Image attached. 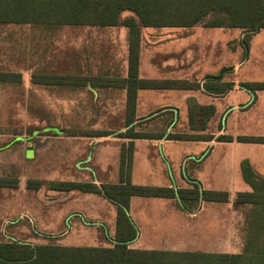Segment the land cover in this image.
<instances>
[{"label": "rangeland", "instance_id": "obj_1", "mask_svg": "<svg viewBox=\"0 0 264 264\" xmlns=\"http://www.w3.org/2000/svg\"><path fill=\"white\" fill-rule=\"evenodd\" d=\"M249 36L242 30L212 29L203 25L189 29L143 28L140 78L197 81V75L218 72V77L226 83H263L264 30L248 39ZM128 54L129 31L124 27L65 26L50 31L31 25L0 26V72L22 76L20 83H0V184L4 179L16 184V187L0 185V242L18 240L33 245L111 246L116 204L103 203L97 194L59 192L51 185L99 179L103 173L97 168L100 159L109 164L108 176L115 173L123 147L98 142L90 145L91 139L86 135L126 129V92L110 84V78L127 77ZM164 58L173 62L174 68L180 66L179 74L184 76L165 74ZM236 60L243 61L237 73L231 66ZM224 64H229L226 69L222 67ZM34 74L79 77L91 80V83L75 87L40 85L33 83ZM207 79L200 81L204 84ZM232 89L224 103L237 100L243 108L234 114L228 110L218 124L210 125V131L223 128L228 134L264 136V91L254 92L255 98L246 103V97ZM184 94L180 90L141 91L138 114L154 112L137 123L138 130L159 134L172 127L173 131L169 132L174 134H195L189 130L187 100L185 105L180 102L177 118L168 115L170 108L158 110L160 105L179 103ZM173 147H169L168 152L162 147L146 150L141 169L154 175L157 183H163L168 172L173 183L188 187L190 178L199 173L207 186L215 187L214 173L228 148L217 150L211 158L207 157L208 150L202 156L205 162L201 167L185 159L180 169L167 157L171 156L175 163ZM245 155L255 159L256 169L264 176V146L253 148ZM31 181H40L42 185L33 189L29 186ZM218 189L232 191V188ZM237 191L246 192L250 188L243 185ZM144 201L143 198L134 199L132 216L138 223V235L143 234L135 247L167 249L157 243L166 236L170 214L159 219L152 215L153 221L160 225L159 234L154 235L147 224L140 227L144 216L139 202ZM227 217V242L215 252L240 254L245 244L244 215L241 209L232 206ZM96 219L101 221L96 223ZM180 220L192 222L185 217ZM209 221L207 213L197 219L203 237L210 236L214 240V228Z\"/></svg>", "mask_w": 264, "mask_h": 264}, {"label": "trees", "instance_id": "obj_2", "mask_svg": "<svg viewBox=\"0 0 264 264\" xmlns=\"http://www.w3.org/2000/svg\"><path fill=\"white\" fill-rule=\"evenodd\" d=\"M124 16V14H126ZM31 25L47 30L70 27H124L129 31L128 71L125 78H110V84L126 92V132L130 139H160L135 132L137 95L140 90L196 91L201 85L189 80L140 79V48L143 28H193L203 25L212 29H236L250 36L264 30V0H0V26ZM248 37V39L250 38ZM248 39L246 40L248 44ZM32 81L40 85L87 86L91 80L53 74H34ZM22 81L20 73L0 72V83ZM254 93L264 91L263 83H240ZM203 87L210 93L224 95L231 89L222 79L208 78ZM189 130L195 134H169V140H212L200 135L206 131L216 113L213 105L187 99ZM197 134V135H196ZM86 135V134H85ZM108 136L109 133L98 134ZM221 142L264 145V136L223 135ZM132 151V149H131ZM130 149L121 152L118 184L63 181L53 183V190L97 194L116 204V230L110 247H76L55 244L33 245L30 242L8 240L0 242V264H264V176L248 160L240 165L244 182L250 191L238 192L233 202L244 215L245 244L240 254L201 251L143 250L129 245L138 238V230L129 215L133 197L178 198L183 209L193 211L200 203H228L229 193L203 190L196 180L189 186L173 188L135 185L130 181ZM129 152V153H128ZM9 181V183H8ZM1 180L2 186L16 187L15 182ZM40 181L29 186L39 189Z\"/></svg>", "mask_w": 264, "mask_h": 264}, {"label": "crops", "instance_id": "obj_3", "mask_svg": "<svg viewBox=\"0 0 264 264\" xmlns=\"http://www.w3.org/2000/svg\"><path fill=\"white\" fill-rule=\"evenodd\" d=\"M181 57V55H180ZM164 61V73L169 74L171 76H184L180 75L179 73V67L176 66L174 68V63L170 62V60L163 59ZM231 66H234V71L235 73L239 72L243 66V61H232ZM229 64H224L222 67L223 69H226ZM179 74V75H177ZM217 78L218 80H221L222 78L218 77V72L216 73H202L201 75H197L195 80L198 82L201 87L200 89L190 92V91H184V95L182 99H179V103H174L173 105L169 104H164L158 106V110L161 108H170L169 110V116L172 117V119L177 118L178 116V108L183 102V104H186V100L190 97H194L197 99V101L200 104L203 105H213L216 108V113L214 117L210 120L209 125L202 133V135L205 136H213L212 140H199V141H177V140H169L168 135L169 134H174L172 127H168V131L166 133H159L157 134L156 132H147L142 129L138 130V124L140 121H142V118H147L149 117L150 114L153 112L149 111L148 113H142L138 114V99H139V94L141 91H157V90H140L137 95V106H136V121L133 124L135 132H143L147 133L150 136H160L161 134H165L163 138L160 139H130L127 136H123L125 134L127 128L125 130H122V132L117 131L114 133H109L108 136H99L97 135H86L90 137L91 139L90 145L95 144L98 142L99 144L103 145L105 143H112V144H119L123 147L125 151L129 150L132 151L130 152V158H131V169H130V181L135 184V185H147V186H157V187H165V188H173L174 190H177L179 188H185L186 186H183L179 183H173L171 178L169 177V173L167 172V176L164 179L163 183H157L158 181H155V176L146 173L141 169V159L143 158V154L146 150L149 149H155L158 150L160 147L164 149L165 152H168L169 147L174 146V161L171 156H167L168 159H170V163L175 166L177 163L178 167L180 169L183 168V163L185 159H188L190 162H194V164L199 165L201 167L205 160H202V156L208 151V158L215 157L216 151L219 149H225L228 148L227 152L224 155V158L220 161V166L215 170V179H214V188H210V185H206L204 183V179L199 173L193 175L190 179L191 180H196L198 183H201V189L203 190H214V191H221V189H218L220 187H225V188H232V191H225L229 193V202L228 203H214L213 202H201L198 208H196L193 211H186L183 209L180 201L178 198H173V199H164V198H143V197H133L130 201V207H129V215L132 218L131 220L135 224L136 227H138L137 221L134 219L132 216V210L134 207V199L135 198H143L145 199L144 202H139L140 205V211L142 212L144 219L141 221L142 225L140 224V227L143 228L144 225L147 224V226H150L149 229H151V233L154 235L159 234V228L160 225L158 223H155L152 219V215H156V219L161 218V216L165 217L166 213L170 214V218L168 223L166 224V227L168 230L165 232L166 236L163 238L161 243H157L158 245L163 244L166 246L167 249H159L158 247H149L148 249H143V250H170V251H189L184 249L185 247H194L196 251H199L201 249V252H214L218 253L215 251L221 250V245L223 242H227V226H228V217L227 213L228 210L231 209L233 206V202L235 200L236 194L240 191L239 188H243V185L246 187V183L244 182L242 175H241V170H240V165L243 160H248L255 171L258 172L256 169L257 165L255 166V162L253 160L255 159H249L246 157L245 152L251 150V149H260L264 145H256V144H246V143H239L237 141L234 142H221L218 140L220 136L223 135H229L234 138L238 136H246V135H236L234 133L228 134L226 130L222 129H217V131H210V125L214 122V124H218L223 116L228 112V110L231 109L230 114L237 113L238 111H241L243 108L241 103H239L237 100L229 102V103H224L227 98H229V95L231 94L232 88L235 89V91H238V93H242L246 97V103L250 100V98L254 99L253 93L250 92L249 90H246L241 87L240 82L236 83V81L230 82L231 89L228 90V92L224 95H216L208 92L204 87L203 84L200 80H205L207 78ZM125 78V77H123ZM139 78H140V71H139ZM143 79V78H140ZM161 80H184V79H177V78H164ZM223 82H225L222 79ZM165 91V90H161ZM171 91V90H170ZM229 114V115H230ZM227 116L226 120H228ZM224 119V118H223ZM145 120V119H144ZM142 128V127H141ZM209 129V131H208ZM188 145V146H185ZM121 147V148H122ZM253 147V148H249ZM122 149V150H123ZM177 151V152H176ZM225 151V150H224ZM242 151V153H240ZM176 152V153H175ZM129 153V152H128ZM196 159V160H190ZM207 158V159H208ZM172 159V160H171ZM119 163H117L118 166L116 167L115 173L113 172L112 175L109 174V164L103 160L100 159L97 162V168L101 170L103 173L100 176L99 179L93 178L91 182H86V183H94L97 185H102V184H118L121 181V176H120V165H121V155L120 158L118 159ZM198 162V163H197ZM145 170V169H144ZM167 170V169H166ZM165 170V171H166ZM259 173V172H258ZM142 180V181H140ZM153 182V183H149ZM190 182V181H189ZM204 183V185L202 184ZM85 183V182H84ZM161 184V185H159ZM248 186V185H247ZM249 187V186H248ZM237 188V189H236ZM250 188V187H249ZM251 190V188H250ZM101 196V195H100ZM102 197V196H101ZM103 203H108L109 201L106 200L104 197H102ZM208 215L209 222L212 223L211 227L214 228V234L215 238L214 240H211L212 237L207 236L206 239L203 237L204 234L200 231L202 228L198 222L197 219L200 218L203 214ZM181 217H185L192 222L186 223L185 221L180 220ZM96 223H99L101 219H96ZM209 223V226H210ZM114 235H115V230H116V215H115V223H114ZM209 227V229L211 228ZM114 235L112 239L114 238ZM141 235L138 236V238L131 243L129 246L131 248H135V244L139 243L141 240ZM223 239V241H222ZM201 242V243H200ZM112 245V243H111ZM201 247H196L200 246ZM218 245V246H217ZM204 249H203V248ZM199 248V249H197ZM191 250V251H193Z\"/></svg>", "mask_w": 264, "mask_h": 264}]
</instances>
